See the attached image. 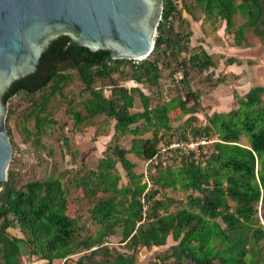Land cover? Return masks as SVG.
Instances as JSON below:
<instances>
[{
    "label": "trees",
    "instance_id": "obj_1",
    "mask_svg": "<svg viewBox=\"0 0 264 264\" xmlns=\"http://www.w3.org/2000/svg\"><path fill=\"white\" fill-rule=\"evenodd\" d=\"M192 1L205 16L224 21V29L233 35L235 47L245 46L246 30L264 42V0H240L239 4L235 0ZM184 2L163 0L153 50L147 58L131 66L130 72H123L122 67L131 60L112 59L104 50L72 47L69 38L62 36L50 42L36 70L13 82L4 94L6 104L17 93L32 96L47 88V93L32 103L31 116L38 135L47 122L42 115L49 99L56 94L63 95V89L70 82L68 72L73 70L88 93L80 110L70 106L75 123L103 115L114 121V141L129 135L133 138L129 149L115 142L106 148L96 170H86L70 180L83 197L93 199L88 215L99 229L86 238L78 239L76 221L67 216V196L60 178L32 180L16 187L13 172H8L7 180L0 183V264H21L23 252L45 260L46 264H55L57 260L61 264H136L135 254L140 247H161L169 236L176 244L157 258L160 264H248L249 258L251 263L255 261L252 255L258 252V243L264 238L255 217L258 204L264 206V87H253L244 97L237 98L238 107L228 113H213L207 118V125L191 126L194 118L190 116L188 126L184 130L180 127L181 138L170 141L169 135L166 144L186 141L188 136L217 134L221 142L212 144L205 166H200L205 155L194 159L192 152L175 150L173 157L178 158L182 167L156 166L155 173L149 176L148 188L142 181L143 174L136 173L135 164L126 157L131 153L147 161L157 156L162 136L172 129L170 113L176 109L184 115L197 111L199 98L194 92H188L195 100L191 106H187L186 97L151 107V99L137 86L127 88L114 80L118 76L148 88L156 87L163 69L170 67L165 51L169 50L168 55L176 58L193 48L191 29L186 34L181 30L164 34V29H170L175 19L188 24L183 13L190 15V12ZM236 12L243 14L244 22L234 28ZM210 57L203 47L194 50L187 59L178 62L179 68L172 73L171 80L183 82L188 75L187 66L197 71L213 67ZM233 63L237 60L229 58L228 64ZM180 72L182 79L175 81L173 76ZM97 81H108V97L94 86ZM136 99L142 110L133 112ZM144 125L149 126L146 131H152L150 138L138 137ZM241 137L246 139V145L240 143ZM117 164L125 172V185H120ZM209 180L213 181V187L202 189ZM177 187L183 192L198 190L200 196L191 194L185 203L170 197L157 198L159 190ZM175 203L180 207L171 211ZM12 228L18 229L22 237L10 235L7 230ZM249 230H252L250 235ZM114 235L119 236V242L131 254L112 253L102 245ZM94 246L96 249L91 250ZM76 250L89 252L71 258ZM99 253L108 257L107 263L95 260Z\"/></svg>",
    "mask_w": 264,
    "mask_h": 264
},
{
    "label": "rangeland",
    "instance_id": "obj_2",
    "mask_svg": "<svg viewBox=\"0 0 264 264\" xmlns=\"http://www.w3.org/2000/svg\"><path fill=\"white\" fill-rule=\"evenodd\" d=\"M234 3L239 4L240 0H235ZM184 4L187 6L191 15L183 13L184 19L187 20V18H189L192 21L201 20L202 22V33L200 31L198 32L199 34L195 40L194 47L187 49V51L179 54L176 58L172 55H168L169 50L165 51L169 58L170 67L163 69L162 79L160 80L158 86L148 88L145 85L135 84L133 82L135 86L141 90V92L146 94L151 99V107L155 104L162 103L173 98H181V100H184L186 97L189 100L187 106H191L194 104L195 100L192 99L190 94L188 95L189 91L194 92V94L199 98V103L197 101L196 105L197 111L194 114L184 115L178 109L173 110L170 113L172 129L169 134L167 133L162 136L161 143L163 144H166L169 140V135H171L170 141L181 138L180 127L182 126L184 130L185 127L188 126L187 122L190 116L194 118L191 122V126L199 127L207 125L206 120L209 117L208 110L205 108L206 105L204 107L200 105V96L203 93H209L207 92L208 90L212 91L222 86L230 95V91H233L234 86L235 77L228 70V59L233 57L229 55L230 50L226 48L228 45H234L233 35L228 34L225 31L224 21L205 16L199 9H197L192 0H185ZM243 22V14L236 12L234 16V28ZM189 27L190 25H186L184 21L175 19L170 29L167 27L164 29V34H174L179 30L183 31V34H186L190 31ZM198 44H204V50L210 54V58L214 63L213 67L204 71H197L196 69L187 66V78L185 77L184 81L181 83L173 82L171 80V75L179 68L177 65L178 62H180L183 58L187 59L189 54L194 52V50L202 48L201 45ZM244 44L245 46L243 48L255 46V44L258 47L257 49L251 50L250 53L242 51L240 53H236V55H239L244 60L250 57V59L253 60L260 59L261 62L264 61V42L261 41L251 30H246ZM260 45L262 47L259 48ZM137 62H140V60H131L130 64H126L122 67L123 72H130V67ZM251 62L250 64H252ZM237 63L241 62L237 61ZM68 73L70 75V82L63 89V95L60 96L59 94H56L48 101L46 111L42 115L47 118V122L43 125V130L38 135H36L35 121L31 116V112L34 107L32 103L39 100L43 93H47V88L35 93L32 96H28L24 93H17L6 103V127L9 130V139L12 146V158L4 181L8 178V172H13V182L16 187H20L32 180L42 181L49 178H60L67 196V216L70 219L74 218L76 221L77 232L79 233L78 239H82L94 235L99 229V226L93 223L88 215V210L93 205V199L83 197L81 190L75 189L71 185L70 180L79 176L86 170H96L98 161L104 157L106 148L112 146L115 142L121 148L125 150L129 149L133 136L129 135L121 137L117 141H114L112 139L114 121L103 115H99L76 124L71 116L70 106L74 107L75 110H80L81 103L87 97L88 93L84 89V86L79 80L76 72L70 70ZM114 80L120 86H128L127 84L131 82L118 76H114ZM94 86L96 88H101L104 96L108 97L110 95L108 81H97ZM218 102H221V100ZM221 103L223 105V102ZM230 103L231 104L227 109L231 108L232 110L234 107H238L237 102L234 100V91L232 92V100ZM207 107L210 108V105H207ZM139 110H142V108L139 99H136L132 111L134 112ZM50 120L51 123H49ZM147 128H149L147 125L141 126V133L138 134V137L142 139L150 138L152 136V131H146ZM240 143L246 145V139L241 137ZM205 146L207 147L206 150L200 148L193 157L194 159H200L201 156L205 155V157L203 156V162L200 166H205L207 160L205 158L210 155L209 151H211L210 148L212 145L208 144ZM204 152L206 154H201ZM126 157L135 164L134 171L138 174H143L142 181L146 183L150 181L149 176L155 173L157 169L156 166H160V168L166 165L171 166V168L173 166L175 168L182 167L176 156L172 159L171 163L169 160L166 161V165L162 164L161 161L163 160L159 161L156 157L148 166L145 165L146 161L137 158L131 153L126 154ZM116 169L121 176L120 185H125L127 180L125 178V172L121 168L120 164L116 165ZM225 170L228 172L230 169L227 168ZM226 172L225 177L228 175ZM145 177H147V180ZM147 186L148 188L150 187L148 183ZM212 187V180H209L207 185L201 186V188L205 190ZM191 194L193 196H200L198 190L183 192L177 187L176 189L170 188L159 190L157 198L162 199L170 197L175 199L177 202L185 203L187 197ZM99 196L100 194L97 197L99 198ZM231 205L234 207L233 203ZM179 207L180 204L175 203L170 210L174 211ZM255 217L259 222L257 226H261L264 232V206L260 203L257 206V214ZM217 221L222 227H224V224L220 221V219ZM257 226L253 225V227ZM14 229L15 228L8 229L7 232L10 235L18 234L19 237H22L20 231L16 232ZM251 232L252 230H249L248 235H250ZM175 244L176 242H174L171 236H169L166 240V244L161 247H152L149 249L140 247L135 254L136 264H160L157 258L169 252L170 247ZM102 245L106 246L112 253H132L131 251L125 249L123 243L119 242V236L117 235L106 238ZM258 247V252L252 255L255 258V261L253 260L251 263V258H249L248 264H264V238L258 243ZM93 249H96V247H92L91 250ZM23 251H25V249ZM76 251V253L70 256L71 258H77L78 256L89 252L86 250ZM94 258L97 261L106 263L109 260L108 257H104L101 253L95 255ZM28 260H30V262H28ZM38 260L40 259L35 256L30 257L24 252L21 257V262L26 261L27 264H46V261L41 262ZM55 264H61V261L57 260Z\"/></svg>",
    "mask_w": 264,
    "mask_h": 264
},
{
    "label": "water",
    "instance_id": "obj_3",
    "mask_svg": "<svg viewBox=\"0 0 264 264\" xmlns=\"http://www.w3.org/2000/svg\"><path fill=\"white\" fill-rule=\"evenodd\" d=\"M163 0H0V183L12 158L3 96L32 74L53 40L144 60L155 44ZM1 189V188H0Z\"/></svg>",
    "mask_w": 264,
    "mask_h": 264
},
{
    "label": "crops",
    "instance_id": "obj_4",
    "mask_svg": "<svg viewBox=\"0 0 264 264\" xmlns=\"http://www.w3.org/2000/svg\"><path fill=\"white\" fill-rule=\"evenodd\" d=\"M188 24L190 25V29L193 32V35L191 37V46L194 47L195 40L198 36V32L201 31V20L192 21L191 19L187 18L186 20ZM197 45V44H196ZM201 45L204 49V44H198ZM258 46H251L246 48H240L228 45L226 48L230 50L231 57L235 58L237 61L241 63H233L229 65V72L234 75V100L237 102V98L244 97L245 94L253 87H264V61L261 62L260 59L253 60L250 59V57L246 60L242 59L239 55H236V53H240L242 51H246V53H250L251 50L257 49ZM262 47L261 45L259 48ZM225 49V50H227ZM209 54V53H208ZM210 55V54H209ZM252 61V62H251ZM250 62L252 64H250ZM240 64V65H238ZM250 64V65H248ZM128 86H125L127 88L134 87L135 84L131 81L127 84ZM232 90L229 93H227L224 90V87H218L215 90L207 91L209 93H203L200 96V105L208 110V116H211L213 113H228L231 111L230 109H227L228 106H230V102L232 100ZM223 92V93H222ZM229 92V91H228ZM227 93V94H224ZM237 95H236V94ZM223 102V105L220 101ZM207 105H210V108L207 107ZM238 105V104H237ZM235 108V107H234ZM237 108V107H236ZM141 111V110H139ZM207 121V120H206ZM171 132V131H170ZM16 232H19L18 229H14ZM13 236L19 237L18 234H13ZM41 262H44L45 260H38ZM30 262V260H28ZM21 264H27L26 261H22Z\"/></svg>",
    "mask_w": 264,
    "mask_h": 264
},
{
    "label": "built area",
    "instance_id": "obj_5",
    "mask_svg": "<svg viewBox=\"0 0 264 264\" xmlns=\"http://www.w3.org/2000/svg\"><path fill=\"white\" fill-rule=\"evenodd\" d=\"M169 20H170V18H169ZM173 78L175 81L181 80L182 79V73L180 72V73L175 74L173 76ZM218 142H221L218 135L215 133H212L209 136H207V135L188 136L186 141H172L169 144L160 143V145L158 146V155L153 157L150 160H147L145 165L148 166L150 163L153 162V160L156 157L158 158L157 160H159V161L163 160V161H161L163 165H166L165 162L168 160L171 163V160L169 158H174L173 157V151L178 150V149L182 150L185 153H191L192 152L193 155L195 156L200 148H203L204 150H206L207 147L205 145H208V144L212 145V144H215ZM201 154H206V153L204 152ZM166 166H169V165H166ZM144 174H145V172H144ZM145 176H146V174H145ZM145 178L147 180V177H145ZM147 183H148V185H150L149 182H147Z\"/></svg>",
    "mask_w": 264,
    "mask_h": 264
},
{
    "label": "flooded vegetation",
    "instance_id": "obj_6",
    "mask_svg": "<svg viewBox=\"0 0 264 264\" xmlns=\"http://www.w3.org/2000/svg\"><path fill=\"white\" fill-rule=\"evenodd\" d=\"M62 64V63H61ZM64 64H67V63H64Z\"/></svg>",
    "mask_w": 264,
    "mask_h": 264
}]
</instances>
